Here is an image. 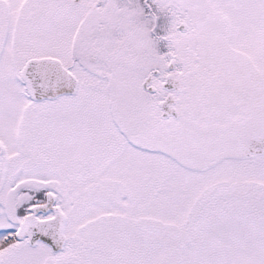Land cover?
Returning a JSON list of instances; mask_svg holds the SVG:
<instances>
[{
  "label": "snow or ice",
  "instance_id": "snow-or-ice-1",
  "mask_svg": "<svg viewBox=\"0 0 264 264\" xmlns=\"http://www.w3.org/2000/svg\"><path fill=\"white\" fill-rule=\"evenodd\" d=\"M0 264H264V0H0Z\"/></svg>",
  "mask_w": 264,
  "mask_h": 264
}]
</instances>
